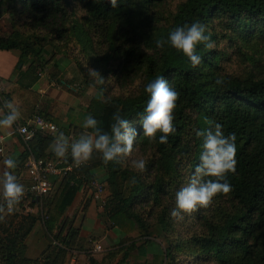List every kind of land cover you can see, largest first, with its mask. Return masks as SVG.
Instances as JSON below:
<instances>
[{"label":"trees","instance_id":"1","mask_svg":"<svg viewBox=\"0 0 264 264\" xmlns=\"http://www.w3.org/2000/svg\"><path fill=\"white\" fill-rule=\"evenodd\" d=\"M78 1L86 10L84 24L70 19L67 13L70 0H19L27 11L31 29L43 30L48 37L53 34L55 41L74 38L89 57L93 58L94 41L84 25H89L93 34L104 31L102 42L106 51L102 60L114 63L111 73L119 85L138 75L142 78L137 94L105 98L104 87H100L84 108L107 132L114 122V113L119 111L136 128L138 135L134 143L148 156L145 170L140 172L125 165L123 160L105 165L101 155L94 151L91 162L83 169V174L95 177L94 169L102 167L104 180L111 188L104 211L111 226L123 234L121 243L126 244V239L136 230L142 232L139 237L145 240L151 236L149 229L159 227L166 241L165 264H175L176 253L183 247L188 249V239L169 241L174 218L171 211L175 207L176 192L188 186L200 162L202 138L196 132L206 127L207 118L221 124L225 136L235 134L237 164L235 173L227 177L230 192L217 194L207 209L200 208L196 213L201 231L191 242L200 256L217 264H264V65L261 58L264 0H183L168 17L159 11L165 0H118L117 8H112L108 0ZM194 21L207 26L217 45L211 50L197 46L202 64L196 68L171 46L159 49L155 43L157 39H167L175 26ZM34 38L31 42L22 41L17 33L0 37V50L18 51V64L33 56L29 68L41 72L43 49L36 45L46 39ZM221 43L224 46L219 48ZM232 56L239 62L237 65L246 64L242 74L225 71L223 65L229 64ZM160 76L179 93L173 121L176 130L166 144L159 143L162 133H157L155 141L144 137L140 123L150 98L145 87ZM217 80L223 83L218 85ZM34 141V153L43 157L45 145L54 140L49 135L38 134ZM65 162H73L70 149ZM128 179L131 185L128 195L123 197L120 185ZM60 182L56 191L57 215L87 187L77 174H70ZM45 201L44 209H49L48 201L52 199L47 196ZM26 216L29 220L26 227L22 217L15 230L11 231L14 224H10L0 237V264H39L25 262L22 257V242L38 218L36 214ZM46 218H49L45 222L48 232L52 217L46 215ZM78 233V228H71L67 236L71 241ZM69 244L66 242L65 246Z\"/></svg>","mask_w":264,"mask_h":264},{"label":"rangeland","instance_id":"2","mask_svg":"<svg viewBox=\"0 0 264 264\" xmlns=\"http://www.w3.org/2000/svg\"><path fill=\"white\" fill-rule=\"evenodd\" d=\"M182 1L183 0H165L164 5L159 9V11L164 17H168V15L173 13L178 4ZM77 5H79L81 9L85 10L78 0H70V4L67 7V13L71 20H80V23L84 24L86 23V12L76 11ZM0 17V37H7L11 34L17 33L22 41L25 39L29 42L34 41V37L36 36L45 37V41L40 42L38 45L35 44L36 48L40 47L43 49L41 55L43 69L41 72L46 75L47 80L53 81V86L51 87L53 91H59V93H64L69 96V100L62 98L57 101L64 104H67V101L71 104L73 101L71 107L84 113L85 119L88 117L84 110L87 105V101L95 95V92L100 87H104L103 93L105 98L116 96L125 97L138 93L142 84V78L140 75L134 77L123 86H120L111 73L114 63L102 60V55L106 51V45L102 42V39L104 38V31H98L96 34H93L91 32L92 28L89 25H84L85 29L94 41L91 51L93 54L92 58L89 57V54L82 49L81 44H79L74 38L69 37L64 41H55L53 34L48 37V34H46L43 30L31 29L28 25L27 11L23 8L22 3H20L19 0H2L0 2ZM223 46L224 44L221 43L219 48H222ZM30 57L32 58L33 56L30 55ZM261 58L262 65H264V48ZM237 63L239 62L237 61ZM237 63L235 56H232L231 62L223 65V67L228 73L242 74L246 70V64L237 65ZM20 65L21 63L17 65L15 70H18ZM89 68L95 69L101 74L104 78L102 83L99 82V77L93 78L88 75ZM46 100L47 98L45 99V103L48 107L50 103L49 100ZM58 109H62L61 106ZM72 111L74 110H71V112ZM36 114H40L44 116V118L48 119L47 116L41 112V110H37ZM56 125L59 126L58 124ZM60 127L61 129L54 135V137H57L59 133L62 132V129L65 128L64 130L66 133L63 134L66 137L70 135L72 136L68 138L70 143L79 139L80 135L85 132V129L82 127L73 128L71 131L68 130V127L65 126V124H60ZM54 137L53 140H55ZM50 144L53 145V142ZM49 153H51L50 156H54L53 147ZM147 157V154L140 151L139 147L134 143L132 153L127 157H123L122 160L128 167L135 168L132 163L134 160L143 159L146 161ZM5 159L6 156L3 155V161ZM86 165H88V162L85 166ZM101 168V166L96 167V169H94V174L97 181L105 185L103 202L93 200L91 189L86 185L87 187L85 191L80 195L82 197H80L79 208L82 210L79 211L78 209V211L75 212V216H78L77 224L81 222L82 225L87 207L91 204L93 206V214L91 216L93 218V224L91 228L89 227V230L90 239L95 243L94 245H91L93 248L95 245H100L102 247L100 253L96 255H102L103 264H165L166 258L163 250L166 246V241L164 240L159 227H152L149 229L151 236L145 240L144 238L139 237L142 232L136 230L133 232L132 237L126 239V244L121 243L123 234H121L117 228L111 226V223L107 218V211H104V205L106 204V200L110 197L111 188L106 184L104 180V173ZM130 185L131 179L122 182L120 185L123 197L128 195ZM55 191L56 189H53L51 194H55L50 197L48 196L52 199V202L48 201V203H50V208L47 213L44 209L43 219L39 213H34L38 217L39 224L42 226L45 233L46 228L44 227V223L49 219L46 218V215L47 217H53L54 214H56L55 205L58 203L56 198L58 192ZM0 204H4L2 183H0ZM198 211L201 210L199 209ZM198 211L193 212L191 215L182 214L183 219H172L173 227L172 233L169 235V241L179 242L180 240L185 239L190 241L188 249L187 247H183L180 252L176 253L175 264H217L214 261L206 259L203 255L200 256V253L197 252V247L191 242V238L194 235H198L201 231L200 221L196 219L195 216ZM21 215L24 214H17L15 212L9 213L7 208H5L4 212L0 213V217H3L0 219V237L7 232L10 224H14L11 231L16 229V224H18L22 218ZM147 221L152 223L151 219H148ZM94 222L97 224H94ZM68 223H70L69 228L73 226H71L73 220L71 221L69 219ZM76 228L77 226L73 227V229ZM103 237H105V239H103ZM80 242L81 240L79 243ZM128 246L130 248H128ZM55 247L57 248L58 246Z\"/></svg>","mask_w":264,"mask_h":264},{"label":"clouds","instance_id":"3","mask_svg":"<svg viewBox=\"0 0 264 264\" xmlns=\"http://www.w3.org/2000/svg\"><path fill=\"white\" fill-rule=\"evenodd\" d=\"M108 3L112 8L118 7V0H108ZM76 11L86 12L79 5ZM155 43L159 49L169 45L178 53H182L193 68L202 64V57L197 54L198 45H203L206 50L217 47L207 26L199 21L175 26L168 33L167 39L160 38ZM88 75L93 78L99 77L101 83L104 80L101 74L92 68L88 69ZM216 83L219 85L223 82L217 80ZM145 92L150 98L140 116L143 136L155 141L157 133H162L159 143L166 144L169 135L176 130L173 121L179 93L170 87L162 76L148 83ZM4 109H7V113L0 118V127L11 128L20 119L21 113L7 99L3 101V108H0V111ZM112 119L114 122L110 126V132H107L102 129L100 122L89 114L83 124L85 132L79 139L70 143L68 137L62 132L59 133L53 145L54 154L66 161L70 149L76 167L87 164L94 151L101 155L105 165L121 163L123 157L132 153L138 133L133 124L123 118L119 111L114 113ZM204 123L206 127L196 132L197 137L202 138L200 162L195 167L188 186L176 192L175 207L171 211L174 218L183 219L182 214L191 215L200 208L207 209L217 194H227L231 190L227 177L229 173L236 171V136L235 134L225 136L222 125L212 120L205 118ZM3 163L7 170L0 178L4 199V204H0V213L5 211V205L7 211L11 213L24 196L25 188L11 171L17 167L16 160L8 158ZM132 163L138 171L145 170L143 159L134 160Z\"/></svg>","mask_w":264,"mask_h":264},{"label":"crops","instance_id":"4","mask_svg":"<svg viewBox=\"0 0 264 264\" xmlns=\"http://www.w3.org/2000/svg\"><path fill=\"white\" fill-rule=\"evenodd\" d=\"M19 60L20 54L18 51L0 50V85L4 90V100L7 99L11 101L19 109L21 113L19 121L24 122L32 115L36 114L37 110H41L50 121L59 125V130L61 129L60 124H65L70 131L73 128H84L83 124L86 120L85 114L71 107L73 101L71 104L69 101H67L69 104L57 101L62 98L68 99L69 96L64 93H59V91H53L51 89L53 81L47 80L46 75L40 72L39 69L35 70L34 67L32 69L29 68L31 57L23 59L20 68L15 70ZM46 98L50 103L48 107L45 103ZM60 106L62 109H58ZM71 110L74 111L71 112ZM6 113L7 109L0 111V118H3ZM64 129H62V133H66ZM12 132L13 125L11 128L0 127V138L2 139V143L0 144V159H2L0 160V178L3 177V173L7 170L3 163V155H5L6 159L12 158L16 160L17 167L11 171L20 183L24 181L25 177L24 160L22 161V156H25V153L20 140ZM49 136L52 137V135ZM69 137L72 136L70 135L68 138ZM54 138L56 139L57 137ZM53 145H45V150L43 151L45 158H58L57 156H50L51 153L49 152H51ZM60 184V180L55 181L54 189H56V191ZM53 194H50L49 197ZM81 194L82 191L77 194L74 202L67 207L62 214L58 216H56L57 214H54L52 219H50L48 232L45 229L47 234L44 232V229L39 224L37 218L29 234L22 242V257L27 260L25 262L37 261L39 264H103L102 255H96L100 252L94 250L96 245L94 248L92 245H94L95 242L90 239L89 227L91 228L93 224V218L91 217L93 214L92 204L86 209L83 224L81 225V222L77 224L78 216H75V212L78 211V209L79 211L82 210L79 208L80 197H82L80 196ZM45 210L49 209L45 208ZM12 212L17 214L20 213L15 208ZM21 216L25 218L26 227L29 223L28 218H26L28 216ZM69 219L71 221L73 220V223L71 224V226H73L70 228V223H68ZM94 224L97 223L94 222ZM76 226L79 229V238L74 237L70 241L67 236L68 231ZM103 239H105V237H103ZM80 240L81 242L79 243ZM66 242H69L70 244L65 246ZM55 246H58L59 248H56Z\"/></svg>","mask_w":264,"mask_h":264},{"label":"built area","instance_id":"5","mask_svg":"<svg viewBox=\"0 0 264 264\" xmlns=\"http://www.w3.org/2000/svg\"><path fill=\"white\" fill-rule=\"evenodd\" d=\"M2 0H0L1 2ZM1 19V18H0ZM4 90L0 85V108H3ZM58 126L44 118L40 114L32 115L28 120L17 121L13 124V134L20 140L25 153L24 196L14 208L24 215L39 213L44 217V202L54 189L55 181L61 180L70 174L79 175L85 184L91 189L93 200L102 201L105 192L104 185L94 176L83 174L85 165L74 166V163H66L61 158L38 157L33 150V142L38 134L54 135L58 132ZM2 139L0 138V144ZM1 151V149H0ZM95 251L100 252L102 247L95 246Z\"/></svg>","mask_w":264,"mask_h":264}]
</instances>
